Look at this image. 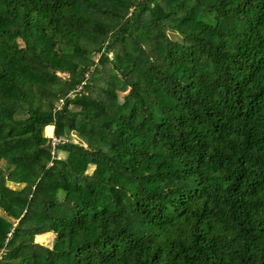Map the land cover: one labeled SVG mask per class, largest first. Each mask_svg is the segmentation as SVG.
<instances>
[{"label": "trees", "instance_id": "obj_1", "mask_svg": "<svg viewBox=\"0 0 264 264\" xmlns=\"http://www.w3.org/2000/svg\"><path fill=\"white\" fill-rule=\"evenodd\" d=\"M0 264H264V0H0Z\"/></svg>", "mask_w": 264, "mask_h": 264}, {"label": "rangeland", "instance_id": "obj_2", "mask_svg": "<svg viewBox=\"0 0 264 264\" xmlns=\"http://www.w3.org/2000/svg\"><path fill=\"white\" fill-rule=\"evenodd\" d=\"M170 37H176V36H173V35H170ZM174 39V38H173ZM44 135H45V130H44ZM46 136V135H45ZM52 136V135H51ZM47 137V136H46ZM49 138V137H47ZM72 139L74 140H77L76 139V135L74 134V136H72ZM58 157L60 158H63L64 157V154L62 153H58ZM10 187H15L14 185H9ZM53 234H47V235H41V236H36L34 241L36 243H39V244H42V245H45V246H48L50 247L52 245V242H53Z\"/></svg>", "mask_w": 264, "mask_h": 264}, {"label": "built area", "instance_id": "obj_3", "mask_svg": "<svg viewBox=\"0 0 264 264\" xmlns=\"http://www.w3.org/2000/svg\"><path fill=\"white\" fill-rule=\"evenodd\" d=\"M78 90H80V88ZM49 140L51 142V145H56L57 143L61 142V140L60 139H57L56 137H54V135H52L51 137H49Z\"/></svg>", "mask_w": 264, "mask_h": 264}, {"label": "water", "instance_id": "obj_4", "mask_svg": "<svg viewBox=\"0 0 264 264\" xmlns=\"http://www.w3.org/2000/svg\"><path fill=\"white\" fill-rule=\"evenodd\" d=\"M51 142L50 140L47 142V145L45 146L46 149L50 148Z\"/></svg>", "mask_w": 264, "mask_h": 264}, {"label": "crops", "instance_id": "obj_5", "mask_svg": "<svg viewBox=\"0 0 264 264\" xmlns=\"http://www.w3.org/2000/svg\"><path fill=\"white\" fill-rule=\"evenodd\" d=\"M52 127V129H53V126H51ZM54 130V129H53ZM53 130H52V135H53Z\"/></svg>", "mask_w": 264, "mask_h": 264}]
</instances>
